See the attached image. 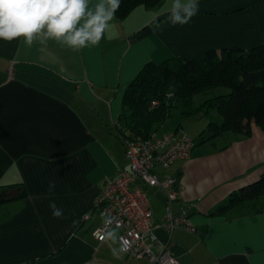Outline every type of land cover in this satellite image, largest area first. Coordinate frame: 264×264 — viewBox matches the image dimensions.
Here are the masks:
<instances>
[{
  "label": "crops",
  "instance_id": "1",
  "mask_svg": "<svg viewBox=\"0 0 264 264\" xmlns=\"http://www.w3.org/2000/svg\"><path fill=\"white\" fill-rule=\"evenodd\" d=\"M172 2L114 18L98 46L0 40V187L25 192L0 206V264H150L114 255L117 240L93 234L103 180L128 165L116 128L128 84L148 62L264 43V0H198L184 25L168 20ZM161 172L177 180L172 212L197 231H167L165 194L145 187L159 245L181 264H264V196L221 209L264 175V130L252 124L248 136L198 144Z\"/></svg>",
  "mask_w": 264,
  "mask_h": 264
},
{
  "label": "trees",
  "instance_id": "2",
  "mask_svg": "<svg viewBox=\"0 0 264 264\" xmlns=\"http://www.w3.org/2000/svg\"><path fill=\"white\" fill-rule=\"evenodd\" d=\"M162 1L121 0L115 18L124 19L138 7L154 8ZM221 87L229 91L195 104L197 95ZM153 100L158 104L150 107ZM214 114L219 120L211 118ZM175 115L182 119L209 118L206 128L194 138L195 146L218 136H248L252 124L264 130V43L247 49H207L194 57L173 56L160 63H146L123 94L116 123L118 136L124 141L132 135L148 138L153 132L181 130V125L174 123ZM24 195L20 183L0 187V206ZM262 196L264 175L241 194H234L221 209Z\"/></svg>",
  "mask_w": 264,
  "mask_h": 264
},
{
  "label": "built area",
  "instance_id": "3",
  "mask_svg": "<svg viewBox=\"0 0 264 264\" xmlns=\"http://www.w3.org/2000/svg\"><path fill=\"white\" fill-rule=\"evenodd\" d=\"M157 104L153 100L150 107ZM123 142L128 165L103 180L94 204L100 223L93 234L98 241H103L109 237V232L116 230V240L123 254L144 258L150 264H181L166 246L157 242L152 203L145 187H158L165 194L166 214L161 225L167 231L183 228L195 233L197 229L184 211L172 212L171 204L179 193L177 180L161 172L175 161L188 158L195 140L181 129L153 132L148 138L132 135ZM88 217L89 214L84 216ZM109 218H112L111 224L106 222Z\"/></svg>",
  "mask_w": 264,
  "mask_h": 264
},
{
  "label": "clouds",
  "instance_id": "4",
  "mask_svg": "<svg viewBox=\"0 0 264 264\" xmlns=\"http://www.w3.org/2000/svg\"><path fill=\"white\" fill-rule=\"evenodd\" d=\"M121 0H0V40L23 38L27 46L38 42L46 45L49 40L79 50L98 46L112 28L111 21L120 7ZM199 10L198 0H173L168 12L172 25L187 24ZM55 188L49 183V191ZM54 218L63 216L55 202L49 203ZM112 223V218L106 221ZM108 236L115 241V232ZM123 249H113L114 255Z\"/></svg>",
  "mask_w": 264,
  "mask_h": 264
},
{
  "label": "rangeland",
  "instance_id": "5",
  "mask_svg": "<svg viewBox=\"0 0 264 264\" xmlns=\"http://www.w3.org/2000/svg\"><path fill=\"white\" fill-rule=\"evenodd\" d=\"M229 90L227 88L221 87L216 88L211 92H207L206 94H199L194 98L195 104H199L205 97H208L213 94L217 93H226ZM214 120H219V117L214 114L212 117ZM209 118L208 117H202L200 119H194V118H186L182 119L178 115L174 116V123L178 122L181 125V129L190 137L196 138L198 134H200L201 131H203L208 123ZM219 141H222L221 139H218Z\"/></svg>",
  "mask_w": 264,
  "mask_h": 264
}]
</instances>
